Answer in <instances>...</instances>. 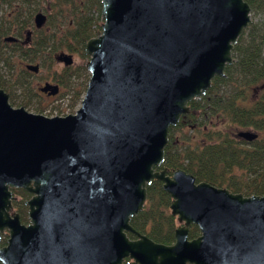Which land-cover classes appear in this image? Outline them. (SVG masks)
<instances>
[{
    "label": "water",
    "instance_id": "water-1",
    "mask_svg": "<svg viewBox=\"0 0 264 264\" xmlns=\"http://www.w3.org/2000/svg\"><path fill=\"white\" fill-rule=\"evenodd\" d=\"M245 0H101L103 22L84 45L89 78L63 116L14 109L0 89V264H264V194L216 187L164 162L170 126L190 112L251 21ZM45 15L34 16L36 27ZM56 61L74 62L59 53ZM37 71V65H27ZM43 92L56 95L58 84ZM237 136L257 139L252 130ZM162 183L183 225L163 245L135 232L147 186ZM28 223L13 207L14 189ZM200 235L187 239L188 226Z\"/></svg>",
    "mask_w": 264,
    "mask_h": 264
},
{
    "label": "trees",
    "instance_id": "trees-1",
    "mask_svg": "<svg viewBox=\"0 0 264 264\" xmlns=\"http://www.w3.org/2000/svg\"><path fill=\"white\" fill-rule=\"evenodd\" d=\"M245 1L251 13L260 15L261 20H251L243 30L232 51L234 60L225 67V76H215L206 93L189 102L190 112L169 127L164 162L155 169L182 168L197 182L205 181L246 196L264 194V0ZM43 2L0 0V6L6 5L13 16L1 18L2 27L10 31L11 24L16 23L25 29ZM62 3L71 8V19L67 24L63 22L66 16L60 8ZM48 6L55 13L54 34L63 27L60 42H65V50L85 56L84 45L100 30L98 22L103 20L101 0H59L57 10L46 3ZM56 37L50 42L53 43ZM47 46V43L37 41V49H47ZM83 72L86 73L85 66L78 69L65 66L53 77L56 83L73 91L72 105L80 103L85 92L86 75L78 80ZM241 130H252L258 137L253 141L241 139L237 136ZM13 193L19 197L14 201V207L21 221L27 223L24 201L30 194L23 189H14ZM169 202L170 197L162 189L161 182L152 180L147 186V202L133 218L137 222L136 229H150V235L158 242L172 241L174 218L168 209ZM197 231V227H192L190 237ZM6 237L7 234H3L0 246L5 244Z\"/></svg>",
    "mask_w": 264,
    "mask_h": 264
},
{
    "label": "flooded vegetation",
    "instance_id": "flooded-vegetation-1",
    "mask_svg": "<svg viewBox=\"0 0 264 264\" xmlns=\"http://www.w3.org/2000/svg\"><path fill=\"white\" fill-rule=\"evenodd\" d=\"M8 7H2L0 6V19L7 17V18H12V14L11 12L7 11ZM44 9V10H43ZM43 9H39L37 10L34 15L32 16V20L30 22V24L25 28V29H21L19 28L18 24L13 23L11 24V30L10 31H6L2 26L4 25V23H2L0 21V89H2L5 93L8 94V102L11 105L12 108L17 109L20 107H24L28 112L30 113H34V114H42L44 115L42 112H39L38 110H36V112L29 110L27 107H29V104L31 103H37V100L33 101V96H32V91H29V89L27 88V90L24 92V84L23 82H21V85L17 87V89L19 90L21 97H18L17 99H19L20 101H17L13 96V89L9 90V85L7 82H4V74H3V70H6L5 68L9 67L6 70V74L9 73V71L11 72L16 66L12 67L13 61H17V59H19V67L20 69L17 70L16 74L17 75V79L20 80V77H22V79H25V82L28 83L29 85V81L26 75H29L31 73L35 74V75H39L40 71H41V67L43 66V63L40 61L42 60L44 62V60L49 64V62L51 63L53 60V56L50 55V59L48 60L49 54L47 55V52L45 50V48H42V50H39L36 48L37 45V41H42L43 44H48L49 48L51 47V43L50 41L53 40L54 36H53V30H54V23L51 20V9L50 7H46ZM38 12H42L45 15V22L41 27H36L35 23H34V16L35 14H37ZM48 41V39H50ZM37 51V52H36ZM64 53V52H63ZM55 60H56V56H55ZM32 61H35V63H33ZM40 61V62H39ZM59 62V61H57ZM37 65L38 66V70L37 71H32L29 70L27 68V65ZM17 65V63H16ZM23 74V75H22ZM12 79V77H10ZM13 80V79H12ZM8 81V79L6 80ZM7 83V84H6ZM17 84V83H16ZM45 84H54L51 83L48 80H45L43 82L42 85H39L37 87L38 91L42 94H44V96L51 98L55 95H50L48 94V92H43L41 89L42 86H44ZM27 85V84H25ZM16 89V90H17ZM8 90V91H7ZM16 102L18 104H16ZM16 104V105H13ZM47 116V115H44ZM49 117V116H47ZM158 170V169H157ZM162 185V183H161ZM21 189V188H19ZM31 196V194H30ZM17 200H19V197L17 196ZM16 200V201H17ZM26 200V199H25ZM171 201V198H170ZM147 202V199H146ZM146 204V203H145ZM170 204V202H169ZM25 205V204H24ZM26 206V205H25ZM27 208V206H26ZM168 209L170 211V208L168 206ZM27 211V210H26ZM171 214V212H170ZM20 215V214H19ZM172 215V214H171ZM174 218V226H173V230L171 232L173 240H169L170 242L168 243H164V242H158L156 240L153 239V237L150 235L151 230L150 229H146L145 231H140L136 229V221L133 220L134 216L130 219V224L131 226L134 228L135 232L133 231H126V235L130 240H137L138 236L136 235V232L144 235L145 237H147L148 239H151L153 242L158 243V244H163V245H172L175 242V229L180 226L183 225V223L178 222L177 220V216L172 215ZM192 227H197L198 231L197 234L194 237H190L189 232L190 229ZM164 231L161 230V233H163ZM198 235H200V229L196 224H190L188 226V233H187V239L188 240H192L194 238H196ZM134 259L130 258V257H124L122 260L121 264H129L130 262H133Z\"/></svg>",
    "mask_w": 264,
    "mask_h": 264
},
{
    "label": "rangeland",
    "instance_id": "rangeland-1",
    "mask_svg": "<svg viewBox=\"0 0 264 264\" xmlns=\"http://www.w3.org/2000/svg\"><path fill=\"white\" fill-rule=\"evenodd\" d=\"M82 1H85V0H81V2ZM46 3H49L55 10L58 9L59 0H44L43 4H41V6H42L41 9H43V8L46 9ZM3 7H6V5H3ZM60 8H61V11L64 12V14L66 16L64 18L63 22L64 23L66 22V24H67L69 22V19H71L70 5H66L65 3H62V7H60ZM50 16H51V20L54 23L55 13L51 12ZM250 18L254 22H258L259 20H261L260 15H257V14L254 15L253 13L250 14ZM102 21H99L98 23L101 24ZM61 29H63V27L57 29L58 30L57 34L56 33L54 34V32H53V35H57V37L54 36L57 39L53 43H51L50 48H49V46H47V49L45 48L47 55L49 54L48 60L50 59V55H51V56H53V58H52L53 61L51 63L49 62V64H48L45 60H44V62L42 60H40L43 63V66L41 67V71H40L39 75H35L33 73L26 75L28 78V81H29V85L27 82H25L26 78H24V80H23L22 77H20V80H21L20 82H19V79L16 80L17 75H18V74H16V72H17V70L20 69L19 59H17V61H13L12 67H14V66H16V67L11 72L9 71V73L6 74V70L9 67L5 68L6 70H3V74H4L3 78L6 80L8 79V81L4 80V82L8 83V85H9L8 89L9 90L13 89V93H14L13 97L17 101H20L19 99H17L18 97H21V94H20L19 90L17 89V87L21 85V82H24L25 84H27V85H25L24 92L28 88L29 91H32L33 101L34 100L38 101L37 103L29 104V107H27V108L29 110L34 111V112H36V110H38L39 112H42L44 115H47V116H56V115L63 116V115L69 114V113H74L80 105V103L75 104V105L71 104V103H73V91L69 90L68 86H62L53 80L54 75L56 73H61L62 69L65 67V65L63 63L57 62L55 60V56L58 55L59 53H62V52L67 53V54H71L73 57V60H74V62L71 66L75 69H78L79 67L84 66L85 62L88 60V57H89L87 55L81 56L79 54L72 53V52L68 51L67 49L65 50V48L63 47V44L65 45V42H63V44L60 42V38H61L60 34H62ZM32 62L35 63V61H32ZM16 63H17V65H16ZM85 71H86V73L84 74V72H83L82 76L78 80L83 79L85 77V75H86L87 79L89 78V72L86 69H85ZM10 77H12L13 80ZM45 80H48L54 84H58V86H59L58 94H56L55 96H53L51 98H48V97L44 96V94H42L38 91L37 87L39 85H42ZM74 82H76V81H74ZM16 104H18V103L16 102ZM16 104H13V105H16ZM16 106H18V105H16ZM177 133H178V131H177ZM13 207H14V202H13ZM14 209L16 210V207H14ZM26 217L28 219L27 214H26ZM3 234H5V233H3Z\"/></svg>",
    "mask_w": 264,
    "mask_h": 264
}]
</instances>
